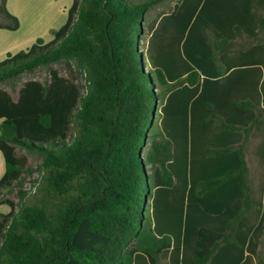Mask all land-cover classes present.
<instances>
[{
  "label": "trees",
  "instance_id": "16d2710c",
  "mask_svg": "<svg viewBox=\"0 0 264 264\" xmlns=\"http://www.w3.org/2000/svg\"><path fill=\"white\" fill-rule=\"evenodd\" d=\"M53 37L0 62L49 74L0 87V264H261L264 0H73Z\"/></svg>",
  "mask_w": 264,
  "mask_h": 264
},
{
  "label": "rangeland",
  "instance_id": "374dc122",
  "mask_svg": "<svg viewBox=\"0 0 264 264\" xmlns=\"http://www.w3.org/2000/svg\"><path fill=\"white\" fill-rule=\"evenodd\" d=\"M51 1H52L51 12L46 13L43 12L44 8L43 10L39 8V15H35L33 14V11L36 10L35 8L29 9L30 6H28V8L25 9V7L20 6L19 0H8L7 2L8 5L10 7L12 6L14 7L13 9L14 15L12 16L17 18L19 27L16 30H8L5 28H0V31L7 32L6 36H4V39H2L3 34L0 35V51H2L4 48H7L8 46L14 47L20 45L22 51H24L25 48L35 44L37 40H41L44 44L51 42L54 38L53 33L55 31L60 30L61 27L66 22L68 9L70 8V5L73 0H51ZM131 1L137 2L139 0H131ZM45 4L46 3H44V5ZM152 17H155V14H151L150 18ZM0 23L6 24L9 22L6 21L3 16H0ZM144 33H145L144 35H147L145 25H144ZM246 43H251V42H247L244 39L241 40V44L243 46H245ZM52 68L59 70L61 75L65 74L63 69L60 68L59 66H52ZM147 68L148 65L144 64L145 71L147 70ZM48 79H49L48 70L37 69L32 73L21 76L20 79L16 80L15 82H9L7 84L0 85V87L8 91L15 99L17 96V91L23 82L27 80H38L42 82ZM80 83L83 84V80H81ZM12 86L14 88V91H12ZM27 157H28V166L32 169L35 168V166L39 162V158L37 156L30 154H27ZM247 160L251 175L253 176V182L254 184H257L259 181L260 170L257 167L256 162L252 157V155H248ZM37 179H38L37 173H33L32 175L27 176L25 178L23 189L30 193L29 199L31 198L32 194L35 192L34 189L38 185ZM9 198L12 199L14 202H17V198L15 194H12L11 196H9ZM257 252H258V260L261 262V264H264V229L261 233Z\"/></svg>",
  "mask_w": 264,
  "mask_h": 264
},
{
  "label": "crops",
  "instance_id": "0c3cea01",
  "mask_svg": "<svg viewBox=\"0 0 264 264\" xmlns=\"http://www.w3.org/2000/svg\"><path fill=\"white\" fill-rule=\"evenodd\" d=\"M7 2H8V0L6 1L7 11L11 15H14V11H13L14 7L12 5H11L12 7H10ZM19 3H20V6L25 7V9H27L28 6H30L29 9L35 8L36 10L33 11V14H35V15H39V8L41 10H43V8H44L43 12H46V13L51 12V9H52V1L51 0H19ZM44 3H46V4L44 5ZM1 34H3L2 39H4V36H6L7 32L0 31V35ZM20 46H14V47L8 46L7 48H4L2 51H0V62L3 61L8 54L15 55L18 52L22 51ZM28 48L29 47L25 48L24 51ZM4 172H5L4 159L2 157V154L0 153V179L4 175ZM4 207L7 208L6 206L0 207V209H1L0 213L6 214V213H8L9 209H5Z\"/></svg>",
  "mask_w": 264,
  "mask_h": 264
}]
</instances>
